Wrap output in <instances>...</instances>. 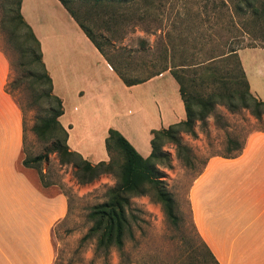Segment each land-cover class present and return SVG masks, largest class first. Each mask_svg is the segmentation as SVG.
<instances>
[{
    "label": "rangeland",
    "instance_id": "rangeland-1",
    "mask_svg": "<svg viewBox=\"0 0 264 264\" xmlns=\"http://www.w3.org/2000/svg\"><path fill=\"white\" fill-rule=\"evenodd\" d=\"M70 5L107 57L127 77L143 78L167 65L184 62L189 67L179 69V74L185 87L207 93L214 86L201 84L198 77L201 72L231 79L238 71L240 49L260 48L264 52V18L233 14L223 0H135L124 5L71 0ZM2 18L0 8V51L10 63L7 82L20 81L9 94L22 111L21 160L30 159L49 151L51 141L42 140L32 130L40 107L34 103L31 81L21 64L22 39L12 36L11 28L2 23ZM229 45L238 48L237 56L228 55L215 63L216 68L203 71L200 65H207L209 58ZM257 50L245 49L242 56L253 86L264 91V75L257 70L264 56ZM192 128V132L178 133L181 143L189 148V158L186 152L178 155L176 143L169 138L164 137L162 143L167 165H159V169L176 202L178 219H167L161 204L151 195L133 197L132 234L126 236L121 251L111 248L106 259L94 253L93 239L82 238L91 225L87 218L89 209L106 199L107 189L118 180V171L80 184L74 176L75 166L61 163L57 152H48L47 159L31 162L29 167L37 182L62 191L68 199L66 217L52 230L55 248L52 264H204L209 258L191 220L187 199L190 185L209 157L235 155L248 132L264 129V114L256 118L250 109L232 111L225 104H216L204 120H195ZM110 155L118 165L123 162L117 148L112 147ZM90 159L87 160L96 163L92 161L94 157Z\"/></svg>",
    "mask_w": 264,
    "mask_h": 264
},
{
    "label": "crops",
    "instance_id": "crops-1",
    "mask_svg": "<svg viewBox=\"0 0 264 264\" xmlns=\"http://www.w3.org/2000/svg\"><path fill=\"white\" fill-rule=\"evenodd\" d=\"M21 13L62 100L59 120L67 144L85 159H109L110 128L147 157L151 131L185 118L178 83L169 72L124 84L59 0H21ZM245 49L264 56L260 48ZM245 49L239 57L250 90L264 100V91L250 80ZM262 62L257 70L264 75ZM9 74V60L0 51V264H52V230L66 217L68 199L41 186L33 169L22 164V111L5 91ZM187 199L198 236L220 264H264V129L248 132L235 155L209 157Z\"/></svg>",
    "mask_w": 264,
    "mask_h": 264
},
{
    "label": "trees",
    "instance_id": "trees-1",
    "mask_svg": "<svg viewBox=\"0 0 264 264\" xmlns=\"http://www.w3.org/2000/svg\"><path fill=\"white\" fill-rule=\"evenodd\" d=\"M69 14L74 18L79 27L92 41L94 46L110 63L113 70L126 85H133L144 82L149 78L169 70L178 83L179 93L184 103L185 118L168 127L153 129L151 138V152L143 157L137 152L133 145L116 129L110 128L105 138V147L110 155L112 147L117 148L123 156V162L118 165L116 160L109 156L108 160H100L91 163L82 155L71 150L67 144L68 132L60 123V116L63 114V104L59 96L54 94L51 77L42 59V51L38 38L31 26L25 21L21 13V0H2L0 8L3 15L2 23L11 28L13 37L21 38L20 54L23 60V69L27 72L26 77L31 81V89L34 96V103L40 107L38 120L32 130L45 141H51L49 151L38 154L30 159L23 158L22 164L31 166V162H39L47 159L48 152H57L61 163H72L75 166L74 176L80 184H87L105 173L118 171L119 176L116 184L107 189V197L103 202L97 203L89 209L87 218L91 225L82 240H94V253L107 258L111 248L121 251L127 235L132 234L130 211L132 209L131 199L140 195H151L162 206L167 219L176 221V202L171 192L167 190L159 165H167V154L162 150L163 138L167 137L176 143L178 155L187 153L189 148L182 144L178 133L182 130L192 132L195 120H204L211 113L216 104H225L232 111L239 108L250 109L256 118L264 114V100L257 98L250 90L246 74L237 59L238 71L231 79L221 75L203 72L199 74L201 84L211 83L214 89L204 93L201 91H189L183 83V77L179 69L189 67L186 63L167 65L161 71L149 73L146 77H127L115 67L113 62L104 53L101 45L91 35L85 25L78 18L75 10L70 5L71 0H59ZM95 5L115 4L124 5L134 3L135 0H91ZM224 6L232 13L242 14L246 17L264 18V0H223ZM230 7V8H229ZM237 49L228 46L221 49L218 54L209 58L207 65L201 64L203 71L216 68L215 63L228 55L237 56ZM219 57V58H218ZM212 65V66H211ZM204 66V67H203ZM20 81L9 79L6 84V91L10 93L12 87H17ZM219 88V89H218ZM42 113L44 115L42 116ZM242 146H239V150ZM229 156V155H228ZM233 156V155H230ZM203 243V242H202ZM208 260L204 264H220L203 243ZM108 264L107 262H105Z\"/></svg>",
    "mask_w": 264,
    "mask_h": 264
}]
</instances>
